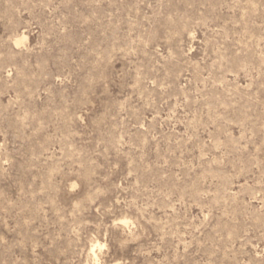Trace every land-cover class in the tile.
<instances>
[{
    "label": "rangeland",
    "instance_id": "374dc122",
    "mask_svg": "<svg viewBox=\"0 0 264 264\" xmlns=\"http://www.w3.org/2000/svg\"><path fill=\"white\" fill-rule=\"evenodd\" d=\"M264 264V0H0V264Z\"/></svg>",
    "mask_w": 264,
    "mask_h": 264
},
{
    "label": "bare ground",
    "instance_id": "6f19581e",
    "mask_svg": "<svg viewBox=\"0 0 264 264\" xmlns=\"http://www.w3.org/2000/svg\"><path fill=\"white\" fill-rule=\"evenodd\" d=\"M93 264H98V263L96 262V260H95V257H94V260H93Z\"/></svg>",
    "mask_w": 264,
    "mask_h": 264
}]
</instances>
